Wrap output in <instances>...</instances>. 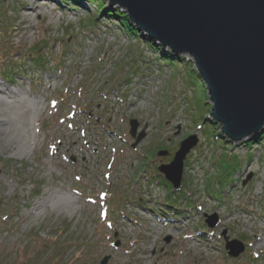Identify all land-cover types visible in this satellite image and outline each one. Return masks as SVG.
<instances>
[{"label":"rangeland","instance_id":"rangeland-1","mask_svg":"<svg viewBox=\"0 0 264 264\" xmlns=\"http://www.w3.org/2000/svg\"><path fill=\"white\" fill-rule=\"evenodd\" d=\"M99 1L0 0V88L15 93L0 96V128L30 129L22 149L0 134V264H264V139L226 142L193 59H170ZM131 120L145 134L136 149ZM190 136L167 200L157 168ZM224 239L244 246L237 260Z\"/></svg>","mask_w":264,"mask_h":264},{"label":"water","instance_id":"water-1","mask_svg":"<svg viewBox=\"0 0 264 264\" xmlns=\"http://www.w3.org/2000/svg\"><path fill=\"white\" fill-rule=\"evenodd\" d=\"M110 7L126 11L128 22L141 36L170 52L172 57L190 56L202 80L210 121L219 124L221 135L231 144L240 143L264 129V0H109ZM129 135L136 148L144 138L139 123L129 122ZM137 136V137H136ZM190 136L180 142L168 165L158 172L177 190L183 163L197 146ZM158 157H167L160 152ZM209 229L216 216L206 217ZM170 243V238L165 240ZM228 256L237 259L244 247L226 242ZM104 258L100 264H107Z\"/></svg>","mask_w":264,"mask_h":264},{"label":"bare ground","instance_id":"bare-ground-1","mask_svg":"<svg viewBox=\"0 0 264 264\" xmlns=\"http://www.w3.org/2000/svg\"><path fill=\"white\" fill-rule=\"evenodd\" d=\"M39 8V6H33L30 7V11H36ZM20 19H23L24 21L29 20L28 15H20ZM0 96L7 97L8 99H13L15 96V93L13 91H10L8 88H0ZM0 104L3 106L4 104L0 102ZM28 110L30 111V114H37L39 108L37 103L31 102L30 105L28 106ZM29 114V115H30ZM2 113H0V116ZM27 115H25L26 118ZM2 128H0V134L1 137H6V136H14L15 139L17 140V147L19 149H22L23 145L29 141L30 137V129L27 127L25 123H20L19 126H16L15 123H13V120L6 118V127H4V124H1ZM47 204L45 202L42 203V206L45 207ZM228 217H226L227 219Z\"/></svg>","mask_w":264,"mask_h":264},{"label":"trees","instance_id":"trees-1","mask_svg":"<svg viewBox=\"0 0 264 264\" xmlns=\"http://www.w3.org/2000/svg\"><path fill=\"white\" fill-rule=\"evenodd\" d=\"M90 1H93V0H90ZM94 1L100 3L99 0H94ZM105 15H106V17H108L110 19H117V23L121 26L122 29L123 28L128 29L133 36L139 38L138 35H140V34L136 30L128 27L127 17L125 16V14H121L118 12V10H115V12H112L110 14L106 13ZM149 45H150V43H149ZM7 60H8V56L2 58V61H7ZM34 60H35L34 64H38L39 58L34 57ZM47 63H48V60H47ZM57 64L59 65V62H57ZM3 75L5 76L6 79L10 80L12 77H17L18 72L16 69L9 68L7 71L4 72ZM262 139H264V131L255 137V140H262ZM55 246L59 249V251L61 250V248H62V250H64L63 243L62 244L56 243Z\"/></svg>","mask_w":264,"mask_h":264}]
</instances>
